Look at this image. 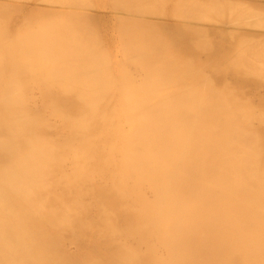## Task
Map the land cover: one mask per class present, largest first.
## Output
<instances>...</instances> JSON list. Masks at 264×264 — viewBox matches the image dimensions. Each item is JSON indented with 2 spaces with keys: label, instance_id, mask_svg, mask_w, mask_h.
Listing matches in <instances>:
<instances>
[{
  "label": "bare ground",
  "instance_id": "6f19581e",
  "mask_svg": "<svg viewBox=\"0 0 264 264\" xmlns=\"http://www.w3.org/2000/svg\"><path fill=\"white\" fill-rule=\"evenodd\" d=\"M28 1L0 0V264H264V112L235 95L263 88L252 8Z\"/></svg>",
  "mask_w": 264,
  "mask_h": 264
},
{
  "label": "rangeland",
  "instance_id": "374dc122",
  "mask_svg": "<svg viewBox=\"0 0 264 264\" xmlns=\"http://www.w3.org/2000/svg\"><path fill=\"white\" fill-rule=\"evenodd\" d=\"M13 1H14V0H13ZM15 1H18V2L21 3V4H24L23 2H25V3H26V2H28V3L30 2V1H28V0H24V1L22 0V2H21V0H20V1H19V0H15ZM89 1H90V0H88L87 2H89ZM101 1H102L103 3L105 2V1H103V0H100V2L98 3V0H97V2H96V0H95V1L93 0V1H92L93 4H91V5H92V6H91V7H92L91 9H89V8H90L89 5H90V3H92L91 1L89 2V5L86 4L87 2H86V3H82V2H80V4L82 5V7H83V5H84V9L87 8V7L89 6V7L87 8L88 11H87V9H86V12H90L89 10H92L93 7L97 8V5L100 6V7H99L100 9H102V10L104 9L103 5H105L107 1L105 2V4L102 3V5H99V4L101 3ZM160 1H161V0H160ZM163 1H164V0H163ZM177 1H179V0H177ZM177 1H176V0H170V1H169V2H170V3H169V6H168V10H169V12H167L168 14H164L165 16H164V15H159V16H158V15L156 14L157 17H155L156 15H155V13H154L155 16H154V17L151 16V18H152V19L155 18L154 20H156V21H162V20L165 19V20L169 21L170 23H173V22L178 21L179 18H178L177 16H176V17L178 18V19L176 18L177 20H175V18H172L173 15H174V14H172V13H174V12H172V11H173L174 9H176V8H174V7L177 5ZM180 1L183 2L182 0H180ZM180 1H179V2H180ZM194 1H195V0H194ZM199 1H200V0H199ZM201 1H202V2H208V0H201ZM213 1H214V0H213ZM225 1H227V0H225ZM229 1H230L231 3H236V4H237L238 2H240V3H241V2L246 3L247 5H249V6L252 8L253 11H250V13H252V14L254 15V17H256V21H258L259 19H260L259 21H261V22L264 21V20H261V19H263V18H261V17H264V1H259V0H252V1H251V0H247V1H246V0H228L227 2H229ZM94 2H95V3H94ZM175 2H176V3H175ZM187 2H188V0H187ZM96 3H98V4H96ZM174 3H175V5H174ZM183 3L185 4V2H183ZM188 3H189V2H188ZM188 3H187V4H188ZM190 3H191V2H190ZM190 3H189V4H190ZM85 4H86V5H85ZM94 4H96V5H94ZM108 4H109V3L107 2V4L105 5L107 8L105 7V10H108ZM39 5H40V6H39L40 8H43L44 6H47L46 4H42V5L39 4ZM81 5H80V6H81ZM237 5H238V4H237ZM41 6H43V7H41ZM85 6H87V7H85ZM262 6H263V7H262ZM53 7H58V6L55 5V6H53ZM101 7H102V8H101ZM178 7H179V5H178ZM178 7H177V8H178ZM80 8H81V7H80ZM251 8H250V9H251ZM155 9H156V8H155ZM155 9L153 10L154 12H155ZM157 9H158V8H157ZM157 9H156V10H157ZM164 9H165V8H164ZM108 11H109V10H108ZM174 11H176V10H174ZM178 11H179V10H178ZM255 11H256V13H255ZM156 12H157V11H156ZM158 12H160V11L158 10ZM163 12H164V10H163ZM259 12H262V13L260 14ZM151 13H153V12H151ZM161 13H162V10H161ZM176 13H178V12L176 11ZM176 13H175V15H176ZM257 13H259L261 16H258V17L255 16V14H257ZM262 14H263V15H262ZM175 15H174V16H175ZM257 15H258V14H257ZM118 16H122V14L120 15V13H118V14H117V17H118ZM171 16H172V17H171ZM199 16H200V15H199ZM163 17H165V18H163ZM167 17L169 18V20L167 19ZM170 17H171V18H170ZM259 17H260V18H259ZM156 18H158V19H156ZM159 18H160V19H159ZM161 18H162V19H161ZM3 19H4V18H3ZM3 19L0 21V23H1V22H4ZM257 19H258V20H257ZM165 20H164V21H165ZM170 20H171V21H170ZM198 20H199V19H198ZM200 20H201V17H200ZM251 20H252V19H251ZM253 20H255V19L253 18ZM203 21H204V22L200 21V23H199V21H198L196 24H197L198 26H201V25H199V24H201V22H202V23L205 24V25L202 24V27H205V26L208 24V22L205 23V19H203ZM223 21H225V22H227V23L229 24V25L227 24L228 27H230V28L233 27V30H236V29H239V28H240V30H241V28H242L243 31H246V30L250 31V30H251L250 28L247 29V27H246V28L243 27V26H242L243 23H241L242 20H240V19L237 20L238 23L240 24V26H239L238 28L235 27L236 29L234 28V26H235L234 24H236V23H234V22H233L234 24L232 23L234 26L230 25V24H231V21H233V20H229V21H228V19H227V21H226V20H223ZM240 21H241V22H240ZM256 21L254 22L255 24H256V23H258V24L260 23V22H256ZM6 22H7V21L5 20V23H6ZM243 22H244V21H243ZM252 22H253V21H252ZM209 23H210V24H208L206 27L213 26V25H217L215 22L212 24V21H211V22L209 21ZM238 23H237V24H238ZM244 23H245V22H244ZM254 23H252V24H254ZM263 23H264V22H263ZM263 23H262V24H259V25H262V26H263V25H264ZM1 24H2V23H1ZM10 24H11V23H10ZM101 24H102V25H101ZM252 24H251V26H250L251 28H252ZM258 24H256V27H255V25H253V28H252V29L255 30V31L251 30L250 32H256V33L264 34V30H263L264 28H263V27L261 28L262 30H261V29L259 30V28H260L261 26H258L259 28L257 29V25H258ZM104 25H106V24H103V23H95V24L93 25V27L95 26L94 28H96V30L93 29V30L96 31V35H97V33H98V34L100 33V34H99L100 36H97V38H96L97 40H96V41H99L98 38L100 37V43L104 42V43H102L103 45H101V46L98 45V46H99L98 49H99V48H103L104 45H105V46L107 45V46H106V49H107V48H108V49H107L106 51H105V50H104V51L106 52V54H107V52H109V54H107V55L112 54L111 56H108V59H109V57H110V58H111V57L114 58L115 56H117V58H120V57L123 55L122 52H121L123 49H122V50H119V52H118V49H121L122 47H121V45H117L118 42L120 43V41H118V40H120V39L117 38V37H115V36L117 35V34H115V33H116V30L114 31L113 29H111L110 24H108V25H106V26H104ZM203 25H204V26H203ZM98 26H99V28H98ZM101 26H103V27L100 28ZM245 26H246V25H245ZM104 27H105V28L107 27V28H109V29H111V30L104 29ZM213 27H214V26H213ZM226 27H227V26H226ZM248 27H249V26H248ZM254 27H255L256 29H254ZM102 29H103V30H102ZM231 29H232V28H231ZM244 29H245V30H244ZM101 30H102L103 32H102ZM105 30H106V31H105ZM107 30H108V32H107ZM98 31H99V32H98ZM112 31L115 32V33H114V36H111V35L113 34ZM260 31H261V32H260ZM262 31H263V32H262ZM105 32H106V33H105ZM165 32H166V31H165ZM101 33H102V34L104 33V35L102 36ZM108 33H109V34H108ZM105 34H107L108 36L105 35ZM110 34H111V35H110ZM92 37H96V36L94 35V36H92ZM101 37H102V38H101ZM104 37H106V39H103ZM110 37H112V38H110ZM113 37H114V38H113ZM107 38H108V42H107ZM115 38H116V39H115ZM262 38H263V40H264V37H262ZM102 39H103L104 41H103ZM112 39H115V42H116V40H117L118 42L115 43ZM92 40H93V39H91V41H92ZM260 40H262L261 37H260ZM111 41H112L113 44H116V45H115L116 47L118 46L117 49L115 48L114 45H108V44L111 43ZM257 41H258V40L255 41L256 44H257V43L259 44L260 42H257ZM93 42H94V40L92 41V43H93ZM250 42H251V41H250ZM94 43H95V42H94ZM96 43H97V42H96ZM96 43H95V44H96ZM106 43H107V44H106ZM112 43H111V44H112ZM239 43H241V42H237V47H236V49H239V48H238V44H239ZM248 43H249V41H248ZM253 43H254V41L252 42V44H253ZM95 44H94V45H95ZM98 44H99V43H98ZM254 44H255V43H254ZM258 44H257V46H258ZM239 45H240V44H239ZM262 45H263V44L261 43V46H262ZM102 46H103V47H102ZM110 46H114V47L111 48ZM253 46H254V45H253ZM120 47H121V48H120ZM258 47H259V46H258ZM95 48H97V46H96ZM110 48H111L112 50H113V49H114V50L116 49L117 51H114V50L112 51ZM103 49H105V47H104ZM257 49H258V48H257ZM257 49L254 48V50H252V51L254 52V51L257 50ZM260 49H261V48H260ZM233 50H235V49L233 48ZM262 50H263V49H262ZM111 51H112V53H111ZM237 51H238V50H237ZM257 51H258V50H257ZM257 51H255V52H257ZM260 51H261V50H260ZM260 51H258V52H260ZM117 52H118V54H117ZM120 52H121V54H119ZM253 52H252V55H253ZM114 53H115L116 55H115ZM244 54H246V53H244ZM259 54H260V53H259ZM113 55H115V56H113ZM119 55H121V56L119 57ZM261 55H262V54H261ZM263 55H264V50H263ZM186 56H187L188 58H192V57H193V58L196 59V57H194L193 54H192V55H185V57H186ZM246 56H247V55H245V58H246ZM249 56L251 57V55H249ZM249 56H248V58H250ZM253 56H254V55H253ZM258 56H259V55H258ZM258 56H257V57H258ZM187 57H186V58H187ZM254 57H255V56H254ZM254 57H253V58L251 57V58L254 59ZM262 57H263V56H262ZM113 58L111 59V62L109 61L110 63H107L108 65H112V64H113V61H112ZM115 58H116V57H115ZM259 58H260V57H259ZM257 59H258V58H257ZM257 59H256V57H255V60H257ZM246 60H247V62H249L248 59H246ZM255 60H254V61H255ZM262 60H263V59H262ZM250 61H251V60H250ZM254 61L252 60L251 64H252ZM255 63H257V65H258L259 62L256 61ZM255 63H254V64H255ZM260 63L263 64L262 61H261ZM248 64H250V62H249ZM261 64H259V68L257 67L258 69H256V70L261 69V72H262V73L260 72V70H259V72L256 71L255 74L251 73V74H253V75L259 76V80H260V77H261V79L264 78V71H263L264 68L262 67V68H263V69H262V68L260 67V66H262ZM255 65H256V64H255ZM200 66H201V67H200V68H201V70H200L201 73H200V71H199L198 69H196V70H198V72L200 73V74L198 73V75H197V79L203 78V76L205 77V74H206V77H208L209 74H211V71L208 70V68H203V67H207V66H205V65H204V66L200 65ZM251 66H252V65H251ZM263 66H264V65H263ZM253 68H254V66H253ZM251 70H253V72H254V71H255V68H254V69H251ZM204 71H206V72H204ZM250 72H251V71H250ZM196 73H197V72H196ZM204 73H205V74H204ZM256 73H258V74L261 73V74L258 75V74H256ZM201 74H202V75H201ZM207 75H208V76H207ZM262 76H263V77H262ZM211 80H212V82H213L212 87L215 88V89H217V90L222 89V87H223V88H226V87H227L228 89H231V87L226 86V84L224 83V79H221V80H219V81H215L214 78H211ZM260 82L262 83L263 88H261V87H260V88H255V89L252 88V89H249V91H247V93H246V92H245V93H237V94L235 93L236 96H240V97L244 100V101H240V102L238 103V105H241V104H242V106H243V103H242V102L245 103L246 101H248L247 103L244 104V106L249 105L250 107H254L253 109H255V110L251 109V110H253V112H258L259 110H260L261 112H264V79H263V81L260 80ZM217 83H219V85H218ZM223 84H224V85H223ZM222 85H223V86H222ZM221 86H222V87H221ZM218 88H219V89H218ZM258 91H259V92H258ZM253 96H254V97H253ZM29 102H30V101H28V103H29ZM246 104H247V105H246ZM37 105H38V109H40L41 112H42V109L40 108L41 105H42V102L37 103ZM39 105H40V106H39ZM43 105H46V106H47V105H50V104H48V103H46V104L43 103ZM28 106H30V105H28ZM249 106H248V107H249ZM257 110H258V111H257ZM260 111H259V112H260ZM263 115H264V114H263ZM42 119L45 120V121H47L45 118H42ZM51 120H52V121H51ZM57 121H59V122H57ZM60 121H62V120H61V119H57V118H53V119L48 120V122H50V123H52V124H54V125H59ZM59 131H60V130H59ZM59 131H58V132H59ZM61 132H62V133H61ZM58 134H60V135L63 136V135H65V132H63V130H62V131H60V133H58ZM45 136H47V135H45ZM54 137H59V135H56V134L53 133L51 136H49V138H54ZM64 250H65L66 258H67V259L69 258V259H68L69 261H73V262H74V261H77L78 263L83 264V263H85L86 261H90V260H88V259H92V258H91V255H90V254H91V249H82L81 252L78 251L79 253H81V255H79V253L77 252L76 247H74V246H68V245H66V248L64 247ZM66 251H67V252H66ZM74 254H76V256H75ZM77 254H78V256H77ZM94 255H95V254H94Z\"/></svg>",
  "mask_w": 264,
  "mask_h": 264
}]
</instances>
